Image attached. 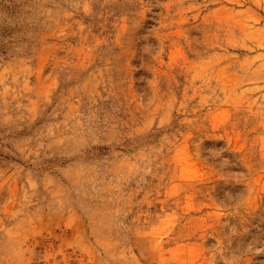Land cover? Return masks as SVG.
I'll return each instance as SVG.
<instances>
[{
  "label": "rangeland",
  "instance_id": "rangeland-1",
  "mask_svg": "<svg viewBox=\"0 0 264 264\" xmlns=\"http://www.w3.org/2000/svg\"><path fill=\"white\" fill-rule=\"evenodd\" d=\"M0 264H264V0H0Z\"/></svg>",
  "mask_w": 264,
  "mask_h": 264
}]
</instances>
